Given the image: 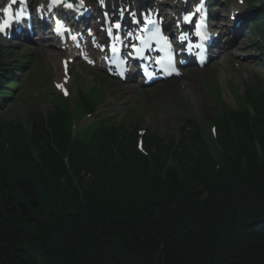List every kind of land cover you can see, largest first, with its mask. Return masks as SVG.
I'll list each match as a JSON object with an SVG mask.
<instances>
[{
    "label": "trees",
    "instance_id": "trees-1",
    "mask_svg": "<svg viewBox=\"0 0 264 264\" xmlns=\"http://www.w3.org/2000/svg\"><path fill=\"white\" fill-rule=\"evenodd\" d=\"M242 116L217 157L189 133L173 152L152 141V165L114 130L72 140L58 111L54 137L0 129V264H264V131Z\"/></svg>",
    "mask_w": 264,
    "mask_h": 264
},
{
    "label": "rangeland",
    "instance_id": "rangeland-1",
    "mask_svg": "<svg viewBox=\"0 0 264 264\" xmlns=\"http://www.w3.org/2000/svg\"><path fill=\"white\" fill-rule=\"evenodd\" d=\"M238 47L239 48L237 52H240V56L237 59L239 60L242 68L239 73L234 71L232 68V63L235 59L234 56L223 59L213 66V69H215L217 72V80L219 81V86L222 90V96L224 100L232 107H235V101L232 96V91L228 89L230 81H234L236 90L240 92V90L243 91L244 83L253 82L255 76L260 75L264 78V70L259 67L257 61L258 59L245 58L247 56L245 54L250 52V48L247 46L241 48V45ZM39 63H42V61ZM33 70L41 74L44 80L43 83L47 85L46 75L48 73L46 70L42 66L34 68ZM21 75L27 78L29 75H31V68H29L27 73ZM183 85L187 86L188 93L180 92L178 95H176V97L174 96L172 105H164V98L161 97V94L163 93L158 92L157 95L153 96L152 99L148 98V105L140 103L134 106L135 110H137V112L140 114L141 120L139 119V123L142 124V128H147V130L151 132H153L155 129H158V132L162 133L161 137H163V140L166 141L180 135L181 126L183 125L181 116L184 112H187L195 117H198V112H202V118L204 122H207L208 119L206 116L203 117V114H206V111L212 105H214V102L209 94V89L206 86L200 85L196 81H192L191 79L183 82ZM23 88V91L29 90L30 88H32L33 91H38L35 86L31 85L30 87L29 83L26 84V82ZM13 104V112H19L21 110L20 112L24 113V110L27 111L28 105L24 104V102H21L19 98L15 99ZM121 105L122 104H119L118 106L120 107ZM206 107L207 109L205 111ZM38 109L43 113H47L50 109V105L46 101H41L38 103ZM120 112L121 110H119V113ZM206 115L207 117H210L208 116V113ZM127 122L130 125L133 123V119L128 117ZM88 123H81L79 129H83ZM132 127L134 126L132 125ZM205 130L207 135H210L208 132L209 128H206ZM187 133L188 131H185V135Z\"/></svg>",
    "mask_w": 264,
    "mask_h": 264
},
{
    "label": "snow or ice",
    "instance_id": "snow-or-ice-1",
    "mask_svg": "<svg viewBox=\"0 0 264 264\" xmlns=\"http://www.w3.org/2000/svg\"><path fill=\"white\" fill-rule=\"evenodd\" d=\"M54 4H60L65 3V0H53ZM14 5H20L19 12L13 11ZM68 8H73L72 3H66L65 5ZM81 6H82V0H81ZM26 11V0H9L7 7H0V12L3 13V19H0V32H4L5 29L10 28L14 22H17L18 19L22 18L25 15ZM200 9H197V12H199ZM117 28L120 27L119 24L116 25ZM73 39H76V37H73ZM137 51H140L137 49Z\"/></svg>",
    "mask_w": 264,
    "mask_h": 264
}]
</instances>
